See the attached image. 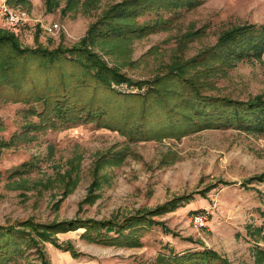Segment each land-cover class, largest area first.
<instances>
[{
    "label": "rangeland",
    "instance_id": "obj_1",
    "mask_svg": "<svg viewBox=\"0 0 264 264\" xmlns=\"http://www.w3.org/2000/svg\"><path fill=\"white\" fill-rule=\"evenodd\" d=\"M57 1L13 7L29 17L17 32L0 21L26 52L0 50V227L37 244L9 264H180L203 252L214 259L203 264H264V131L246 107L239 123L223 105L264 102V53L217 48L264 26V0ZM57 49L66 56L33 52ZM69 101L75 117L55 115ZM134 217L153 223L134 248L46 229Z\"/></svg>",
    "mask_w": 264,
    "mask_h": 264
},
{
    "label": "trees",
    "instance_id": "obj_2",
    "mask_svg": "<svg viewBox=\"0 0 264 264\" xmlns=\"http://www.w3.org/2000/svg\"><path fill=\"white\" fill-rule=\"evenodd\" d=\"M29 0H6V3L11 6H19L28 4ZM46 10L48 12L54 11L55 8L58 7L57 0H44ZM229 46H226L228 45ZM6 47V48H5ZM227 47V53H230V58H241V56L246 58L252 57H260L262 53H264V26H250L236 29V31H232L230 33H226L219 40V45L217 48ZM5 48V49H4ZM3 49V52L12 51L16 54L26 53L19 49L16 41L13 37H8L7 34L0 31V50ZM39 52L43 55L50 56H66V52L62 53L61 50H54L51 52L45 51H33ZM70 53V52H67ZM86 55V53H83ZM103 78V74L100 75ZM28 80L31 79L27 77ZM105 79H108L107 77ZM113 80V78H111ZM119 83V80H117ZM64 110L59 108V111H55V115H60L61 117L71 116L75 117L76 114H70L69 108L74 105L73 101H69V105L64 104ZM224 109H231L235 119H239V123L245 118L241 117L237 113L242 112L243 107L248 110L249 115L253 116V127L254 129L264 131V102L263 101H249L247 103H233L229 101H224L223 103ZM64 114V115H63ZM82 115V114H81ZM65 116V117H66ZM80 116V115H79ZM226 119H229L227 116ZM248 123V122H245ZM242 125V124H241ZM249 126V124H248ZM264 177V176H263ZM182 205L181 201H175L173 204L166 205L163 212L173 211L175 208ZM168 208V209H167ZM167 209V210H166ZM153 225L152 222L147 221L144 217H134L129 218L123 221L122 224L106 222L99 223L94 221H86V222H69V223H59L53 224L46 228L48 233H62L73 231L79 228H83L84 234L83 237L88 239L94 243L109 245V246H125V247H140V233L142 229L146 226ZM27 227L35 230L38 237L43 240L42 242H50L53 240L50 237L51 235L45 233H39L37 229V225H34L30 222L27 224ZM114 233L113 236L110 234ZM29 234H25V232L21 229H15V227H0V264H9L13 257L19 255L23 251V246H36L35 240ZM66 250L71 252L72 257H76V253H74L70 248H66ZM210 252L200 253V256L193 257V254H179L174 260L178 261L180 264H203L205 261H210L214 259H210ZM185 256V260L183 257ZM43 260L42 264H47L44 256L41 258Z\"/></svg>",
    "mask_w": 264,
    "mask_h": 264
},
{
    "label": "built area",
    "instance_id": "obj_3",
    "mask_svg": "<svg viewBox=\"0 0 264 264\" xmlns=\"http://www.w3.org/2000/svg\"><path fill=\"white\" fill-rule=\"evenodd\" d=\"M0 21L2 22L4 29L14 33L29 21V17L26 11L10 7L6 3V0H3L0 2ZM56 27L57 25L54 24L47 28L48 33L53 34ZM209 214L210 211L208 209L197 212L191 216L190 223L195 229H203L208 223Z\"/></svg>",
    "mask_w": 264,
    "mask_h": 264
},
{
    "label": "crops",
    "instance_id": "obj_4",
    "mask_svg": "<svg viewBox=\"0 0 264 264\" xmlns=\"http://www.w3.org/2000/svg\"><path fill=\"white\" fill-rule=\"evenodd\" d=\"M3 0H1L0 2H2Z\"/></svg>",
    "mask_w": 264,
    "mask_h": 264
}]
</instances>
